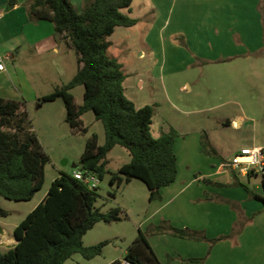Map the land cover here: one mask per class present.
<instances>
[{"label":"rangeland","instance_id":"374dc122","mask_svg":"<svg viewBox=\"0 0 264 264\" xmlns=\"http://www.w3.org/2000/svg\"><path fill=\"white\" fill-rule=\"evenodd\" d=\"M147 7L149 8L146 0H133L131 8L122 12L131 18L141 17V21L145 23L143 18L150 10ZM139 25L133 31L117 27L114 34L107 39L111 42L108 56L117 59L124 67L126 97L137 108H154L152 136L157 139L171 131L178 135L175 152L182 175L190 171L192 174L197 169L203 174L205 171L209 173V161L217 166L224 165L231 162L236 155L247 154L253 148L264 149V53L253 54L250 62H245L248 66H243L244 62L223 66L197 63L184 72L171 75L170 56L163 53L161 42L154 43L156 48L152 51L147 50L143 46L142 36H139L144 28ZM254 27L253 25L252 35L255 38ZM54 37L58 38L47 28H41L36 34L29 30L22 37L26 45L24 50L15 62L7 64L11 73L12 70L16 71L12 73L15 87L12 84L11 90L16 99L24 100L28 120L49 161L45 167L43 189L32 200L15 202L0 198L1 208L7 212V216H0V229L5 231V238L12 237L14 229L43 201L56 178L63 173L82 172L78 164L90 137L96 135L100 146L106 143L104 125L96 119L92 111L82 116L87 132H74L66 122L63 99L42 104L40 102L44 96L68 86L78 71L75 50L59 38V43H55ZM164 37L162 43L167 44L168 32ZM40 39L42 42L37 52H31L30 43ZM253 39L252 47L260 45V39H255L257 42L254 44ZM125 40L126 44H123ZM54 46H57L58 52L54 50ZM186 50L190 51L189 48ZM143 51L145 56L141 58L140 53ZM188 58L189 56L181 54L178 56L183 63ZM194 59L197 61L195 57ZM186 82L190 89L182 90L181 86ZM70 93L77 105L83 104V86L72 88ZM236 115H243V125L226 126L228 119L233 121ZM202 141L211 154H207L201 147ZM214 150L216 154H212ZM131 160L127 149L115 146L107 156V173L97 186L99 198L96 207L102 212L120 208L121 221L97 224L85 235L83 245L92 247L102 242L108 244L104 246L101 255L93 259L75 254L65 264H111L122 260L128 247L137 238L139 230L148 234L159 219H164V214L156 212L157 207L151 205L150 192L142 181L133 179L120 187L110 185L111 174L118 172ZM65 161L68 163L64 164ZM222 169V174H232L234 184H227L228 187H242L238 185L239 181L264 196L263 167H252L255 170L251 169L249 173L253 174L248 177L243 176L239 169L226 166H222ZM224 177L225 175L221 178ZM113 190H116L114 198L109 195ZM256 201L250 211L255 210V203L263 205L262 211L256 213L251 220L244 218L240 221L231 235L235 239L242 233L243 228L248 227L241 237L242 241L244 238L245 248L242 255H246L245 264H264V203ZM168 247L172 246L163 245L160 252ZM174 248L178 250V246Z\"/></svg>","mask_w":264,"mask_h":264},{"label":"trees","instance_id":"16d2710c","mask_svg":"<svg viewBox=\"0 0 264 264\" xmlns=\"http://www.w3.org/2000/svg\"><path fill=\"white\" fill-rule=\"evenodd\" d=\"M132 0H85L81 11L71 0H32L30 18L35 22H51L55 35L73 48L78 56V71L72 82L40 102L63 99L66 122L74 132H87L82 116L92 111L104 125L106 143L98 144L93 135L87 140L78 168L96 174L102 181L107 173V156L115 146L127 149L130 163L112 173L110 185L120 187L133 179L142 181L150 192L149 201L162 199L161 189L171 186L178 177V157L174 150L177 134H151L154 108H137L125 95L126 75L123 65L108 56L112 36L117 27H133L138 21L123 14ZM84 87V101L77 105L70 90ZM202 146L207 154L205 142ZM216 151L214 150V153ZM49 161L28 120L25 102L0 97V198L15 202L33 199L45 184V167ZM255 173V172H254ZM252 173H248L247 177ZM205 183L218 187L227 185L205 178ZM252 199L264 203V196L238 181ZM264 189V178H263ZM116 190L109 193L115 197ZM99 187L90 190L73 174H61L52 183L43 201L14 229L15 248L0 249V264H65L75 254L86 259L101 255L108 242L85 247L83 238L97 224L121 221L120 208L108 212L96 207ZM233 207L236 204L231 203ZM0 216L7 212L0 206ZM153 233H170L191 240H208L188 229L169 224L154 228ZM222 236L209 240L222 241ZM111 264H162L152 248L147 233L139 230L122 260Z\"/></svg>","mask_w":264,"mask_h":264},{"label":"crops","instance_id":"0c3cea01","mask_svg":"<svg viewBox=\"0 0 264 264\" xmlns=\"http://www.w3.org/2000/svg\"><path fill=\"white\" fill-rule=\"evenodd\" d=\"M31 2L32 0H0V52L12 54L13 62L24 50L26 45L22 37L29 30L36 34L41 28H47L55 35L51 22H35L30 18ZM71 2L81 11L85 0ZM146 3L150 10L143 18L145 23L141 21V17L133 18L138 21L135 26L143 25L144 29L139 32V36H142L143 46L147 50L152 51L156 48L154 43L161 42L163 53L171 59V75L184 72L197 63L223 66L244 62L243 66H248L245 62H250L253 54L264 53V0H146ZM253 25L255 38L252 35ZM135 26L124 28L133 31ZM166 32L169 37L167 44H163L162 37ZM57 39L54 37L55 43L58 44ZM252 39L253 44L255 39H260V45L252 47ZM41 42L40 39L30 43V51L37 52ZM123 44H126V40ZM56 47L54 46V50L58 52ZM188 48L190 51L186 50ZM179 54L189 56L185 59L186 63L178 59ZM144 56L145 51L140 53L141 58ZM12 73L16 71L12 70ZM12 73L9 66L7 71L0 72V97L19 100L11 90L13 85L15 87ZM186 88L190 89L187 82L181 86L182 90ZM243 122V115H236L233 121L228 119L226 126L241 127ZM175 146L176 141L174 150ZM201 147L203 148L202 142ZM222 166L209 161L210 172L205 171L206 175L198 169L195 172L193 170L192 174L189 170L188 174L182 175L179 166L175 183L162 188V199L152 202L151 205L157 207L156 212L164 214V219H159L155 226L150 228L147 238L162 264H245L246 255H242L245 248L244 238L242 241L241 237L248 227L243 228L242 233L235 239H232L231 235L240 221L244 218L251 220L256 213L262 211L263 205L255 203V210L250 211V207L257 201L253 200L243 187H228L234 184L233 177L229 172L222 174ZM224 175L225 177L221 178ZM205 178L228 186L218 187L205 183ZM231 203L236 204V207ZM159 224L188 229L208 240H191L170 233H153L154 228L161 226ZM5 236L0 234L2 250H8L4 245L16 243L13 236ZM222 236L227 238L215 244L209 241ZM163 245L172 247L164 248L163 252H160ZM174 246H178V250Z\"/></svg>","mask_w":264,"mask_h":264},{"label":"built area","instance_id":"2783aa9c","mask_svg":"<svg viewBox=\"0 0 264 264\" xmlns=\"http://www.w3.org/2000/svg\"><path fill=\"white\" fill-rule=\"evenodd\" d=\"M1 17L2 12H0V18ZM13 59L14 56L12 54H3L0 52V72L7 71V64L13 61ZM223 166L234 170L239 169L242 175H248L252 167L264 168V149L253 148L249 150L247 154L236 155L231 162H227ZM254 170L255 169H252V171ZM73 176L77 180L83 182L90 190L97 188L100 182L96 174L89 172H75Z\"/></svg>","mask_w":264,"mask_h":264},{"label":"water","instance_id":"95a60500","mask_svg":"<svg viewBox=\"0 0 264 264\" xmlns=\"http://www.w3.org/2000/svg\"><path fill=\"white\" fill-rule=\"evenodd\" d=\"M67 163H68L67 161L64 162V164H67ZM252 174H253V172H252ZM0 234H1L2 236H5V232H4L3 229H0ZM15 242L17 243L16 240H15ZM16 243H14V244H12V245H4V246H5L7 249H13V248H15Z\"/></svg>","mask_w":264,"mask_h":264}]
</instances>
